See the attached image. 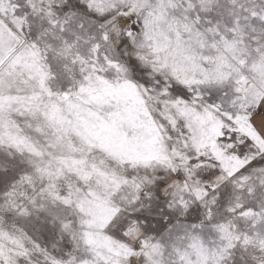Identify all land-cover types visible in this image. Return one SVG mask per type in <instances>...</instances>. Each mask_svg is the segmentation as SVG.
<instances>
[{"label":"snow or ice","instance_id":"obj_1","mask_svg":"<svg viewBox=\"0 0 264 264\" xmlns=\"http://www.w3.org/2000/svg\"><path fill=\"white\" fill-rule=\"evenodd\" d=\"M0 264H264V0H0Z\"/></svg>","mask_w":264,"mask_h":264}]
</instances>
